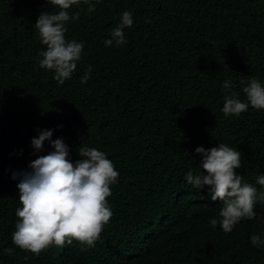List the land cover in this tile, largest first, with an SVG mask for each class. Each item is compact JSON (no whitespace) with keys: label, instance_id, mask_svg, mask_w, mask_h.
<instances>
[{"label":"trees","instance_id":"16d2710c","mask_svg":"<svg viewBox=\"0 0 264 264\" xmlns=\"http://www.w3.org/2000/svg\"><path fill=\"white\" fill-rule=\"evenodd\" d=\"M124 9L134 20L126 44L105 46ZM57 10L48 0H0V264H264V248L249 241L264 233V206L224 232L210 224L219 198L184 180L198 170L194 149L221 142L240 151L243 180L264 174V110L221 111L223 80L241 100L248 77L264 82V0H99L91 12L73 5L79 18L65 36L84 41V52L63 84L38 65L44 46L33 26L42 11ZM49 128L72 161L80 147H95L119 175L94 247L73 240L35 255L11 239L19 177H10L51 150L47 141L39 153L30 146Z\"/></svg>","mask_w":264,"mask_h":264},{"label":"clouds","instance_id":"9594fccd","mask_svg":"<svg viewBox=\"0 0 264 264\" xmlns=\"http://www.w3.org/2000/svg\"><path fill=\"white\" fill-rule=\"evenodd\" d=\"M48 3L58 10L42 11L33 24L44 46L37 63L51 70L53 79L63 84L76 71L84 52V41L65 36L67 23L79 18V11L69 10L73 5L83 4L91 12L99 0H48ZM133 23V11L122 10L104 45L126 44L125 29ZM91 69L89 65L83 72L81 83L90 79ZM221 87L224 93L221 111L225 116H238L249 106L264 110V82L260 78L250 76L243 83L245 100L233 91L230 80H223ZM52 131L38 129L37 135L30 138L33 153L41 152L45 141L51 150L30 160L29 170H13L10 177L14 180L19 177L16 184L19 206L15 209L17 219L11 239L16 246L35 255L51 245L71 244L73 240L94 247L113 214L106 197L111 195V185L119 175L107 154L95 147H80L79 159L72 161L68 145L62 137L52 139ZM194 151L200 154L198 170L186 171L184 180L194 188L207 186L210 199L219 198L222 203L219 219H211V226L219 223L224 232H230L242 219L254 218L257 203L264 206V174L255 177V184L243 180L236 171L241 167L240 151L223 142L209 148L197 146ZM249 241L254 247L264 248V233L252 234ZM2 251L10 253L11 249Z\"/></svg>","mask_w":264,"mask_h":264}]
</instances>
